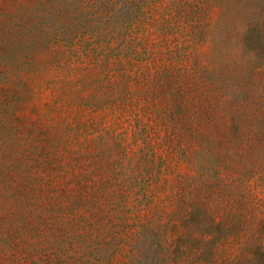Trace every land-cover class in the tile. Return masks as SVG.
<instances>
[{
	"label": "rangeland",
	"instance_id": "374dc122",
	"mask_svg": "<svg viewBox=\"0 0 264 264\" xmlns=\"http://www.w3.org/2000/svg\"><path fill=\"white\" fill-rule=\"evenodd\" d=\"M0 264H264V0H0Z\"/></svg>",
	"mask_w": 264,
	"mask_h": 264
}]
</instances>
